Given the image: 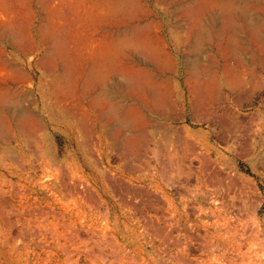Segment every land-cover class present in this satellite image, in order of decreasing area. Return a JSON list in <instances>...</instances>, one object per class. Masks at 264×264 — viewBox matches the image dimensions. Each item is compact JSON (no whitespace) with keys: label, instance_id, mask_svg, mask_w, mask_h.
<instances>
[{"label":"rangeland","instance_id":"rangeland-1","mask_svg":"<svg viewBox=\"0 0 264 264\" xmlns=\"http://www.w3.org/2000/svg\"><path fill=\"white\" fill-rule=\"evenodd\" d=\"M263 39L264 0H0V264H264Z\"/></svg>","mask_w":264,"mask_h":264},{"label":"bare ground","instance_id":"bare-ground-1","mask_svg":"<svg viewBox=\"0 0 264 264\" xmlns=\"http://www.w3.org/2000/svg\"><path fill=\"white\" fill-rule=\"evenodd\" d=\"M235 5V3L233 4V5H231V6H228V7H224L223 9H222V13L223 14H225V15H227L229 18H232L234 15H237L238 17H241L242 16V14H244L240 9H238L237 8V6L235 7L234 6ZM242 7V6H241ZM256 15V14H255ZM252 21H254V19H251ZM241 21V20H240ZM247 31H249L250 32V34L257 40V41H261L260 40V38H261V36L256 32V30H255V26L252 24V23H249V25H248V27H247ZM263 41H264V39H263ZM263 43V42H262ZM262 48V47H261ZM109 53H110V51H109ZM108 52H107V54H109ZM261 54H262V52H261ZM101 57H103L102 55H101ZM100 57V58H101ZM102 59V58H101ZM100 61V60H99ZM99 64H102V61H101V63H99ZM101 65H97V66H95L94 68H92L91 69V71H90V69H88L87 70V79H88V81H89V85H90V80L92 81V82H95L94 84H96V86H97V90L99 91V95H98V99L99 100H103V103H104V105H105V108H107V109H105L106 111V114L107 115H109V116H113V117H115V116H118L119 115V107L118 106H114V105H111L110 104V99H112V87L111 86H109L110 85V82H112V80H111V77H112V75L113 74H111V73H104L103 71H102V68L100 67ZM125 72V71H124ZM123 74V73H122ZM57 75V74H56ZM124 80V79H123ZM128 81H129V79H128ZM125 82V81H124ZM118 83V82H117ZM113 84V83H112ZM128 84V83H127ZM126 84V85H127ZM46 85V84H45ZM120 86V85H119ZM30 88V87H29ZM30 93V92H29ZM57 94V93H56ZM90 94V93H89ZM114 96V95H113ZM97 97V96H96ZM219 97V96H218ZM221 98V97H220ZM116 99V98H115ZM219 100H221V99H219ZM92 102V101H91ZM166 102V101H165ZM203 102V101H202ZM89 103H90V101H89ZM116 103V102H115ZM166 104V103H165ZM90 105V104H89ZM178 105V104H177ZM103 106V105H102ZM152 106V105H151ZM0 109L1 110H5V111H7V112H9V113H11V110H13L12 112L14 113V114H16V113H18V111H17V109H16V107H12V109H11V106L8 104V102H7V99H6V97H1L0 98ZM19 109V108H18ZM201 109V108H200ZM158 111V110H157ZM86 113H88V112H86ZM21 114V113H20ZM19 114V115H20ZM175 114V113H174ZM219 114V113H218ZM208 115V114H207ZM170 116V115H169ZM193 116V115H192ZM82 117V116H81ZM213 118V117H212ZM16 119V118H15ZM36 119V118H35ZM147 119V118H146ZM123 120V119H122ZM172 120H174L173 118H172ZM181 120V119H180ZM148 121V120H147ZM221 121H222V119H221ZM37 122H38V120H37ZM152 123V122H151ZM39 124V123H38ZM177 124V123H176ZM158 125V124H157ZM247 125V124H246ZM44 126V125H43ZM218 127V126H217ZM44 128V127H43ZM147 129V128H146ZM179 129V128H178ZM151 130V129H150ZM184 130V129H183ZM182 130V131H183ZM155 131V130H154ZM231 131V130H230ZM206 133V132H205ZM126 134V133H125ZM230 134V133H229ZM228 134V135H229ZM157 135V134H156ZM125 138V137H124ZM188 138V137H187ZM11 139V138H10ZM94 139V138H93ZM126 139V138H125ZM204 139V138H203ZM123 140V139H122ZM208 140V139H207ZM40 141V140H39ZM28 142V141H27ZM174 142V141H173ZM188 143V142H187ZM32 144V143H31ZM158 144V143H157ZM119 145H121V144H119ZM122 147V146H121ZM28 149V148H27ZM29 150V149H28ZM48 150V149H47ZM116 150V149H115ZM32 151V150H31ZM93 151V150H92ZM198 151V150H197ZM264 152V151H263ZM7 153V152H6ZM45 153H47V151L45 152ZM261 153V152H260ZM50 154V153H49ZM48 154V155H49ZM102 154V153H101ZM33 155V154H32ZM47 155V154H46ZM150 155V154H149ZM260 155V154H259ZM9 156V155H8ZM50 156V155H49ZM193 156V155H192ZM235 156V155H234ZM13 157V156H12ZM11 157V158H12ZM257 157V156H256ZM10 158V157H9ZM15 158V157H14ZM51 158V157H50ZM84 158V157H83ZM193 158V157H192ZM186 159V158H185ZM46 160V159H45ZM140 160H142V159H140ZM202 160V159H201ZM43 161H44V158H43ZM70 161V160H69ZM18 162V161H17ZM50 162V161H49ZM145 162V161H144ZM124 163V162H123ZM45 164V163H44ZM131 164V163H130ZM3 165V164H2ZM48 165V164H47ZM166 165V164H165ZM201 165V164H200ZM207 165V164H206ZM128 166V165H127ZM210 166V165H209ZM2 167V166H1ZM22 167V166H21ZM264 168V167H263ZM25 170V169H24ZM50 170V169H49ZM173 170V169H172ZM193 170V169H192ZM207 170V169H206ZM48 171V170H47ZM76 171V170H75ZM125 171V170H124ZM169 171V170H168ZM175 171V170H174ZM211 171V170H210ZM53 172V171H52ZM147 172V171H146ZM203 172V171H202ZM212 172V171H211ZM155 173V172H154ZM195 173V172H194ZM213 173V172H212ZM43 174V173H42ZM211 174V173H210ZM47 175V174H46ZM153 175V174H152ZM216 175V174H215ZM8 176H9V174H8ZM19 176V175H18ZM63 176V175H62ZM82 177V176H81ZM107 177V176H106ZM20 178V177H19ZM95 179V178H94ZM160 179V178H159ZM19 180V179H18ZM37 180V179H36ZM118 181H119V179H117ZM190 180V179H189ZM21 181V180H20ZM121 181V180H120ZM120 181H119V183H120ZM182 181V180H181ZM202 181H203V179H202ZM65 182V181H64ZM114 182V181H113ZM223 182V181H222ZM34 183V182H33ZM72 183V182H71ZM82 183V182H81ZM191 183V182H190ZM122 185H124V184H122ZM126 185V184H125ZM61 186V185H60ZM81 186V185H80ZM118 186V185H117ZM59 187V186H58ZM82 187V186H81ZM84 187V186H83ZM119 187V186H118ZM124 187V186H123ZM133 187V186H132ZM154 187V186H153ZM157 187V186H156ZM56 188V187H55ZM131 188V187H130ZM160 188V187H159ZM41 189V188H40ZM67 189V188H66ZM137 189V188H136ZM158 189V188H157ZM172 189V188H171ZM84 190V189H83ZM160 189H158V191H159ZM232 190V189H231ZM20 191V190H19ZM47 191V190H46ZM78 191V190H77ZM113 191V190H112ZM117 191V190H116ZM124 191H125V188H124ZM128 191V190H127ZM139 191V190H138ZM141 191V190H140ZM169 191V190H168ZM12 192V191H11ZM26 192V191H25ZM84 192H85V190H84ZM87 192V191H86ZM85 192V193H86ZM126 192V191H125ZM137 192V191H136ZM161 192V191H160ZM18 193V192H17ZM90 193V192H89ZM123 193V192H122ZM162 193V192H161ZM231 193V192H230ZM95 194V193H94ZM127 194V193H126ZM120 195V194H119ZM151 195V194H150ZM142 196H143V194H142ZM185 196V195H184ZM2 197V196H1ZM88 197V196H87ZM92 197H93V195H92ZM118 197V196H117ZM213 197V196H212ZM176 198V197H175ZM226 198V197H225ZM95 199H96V197H95ZM126 199V198H125ZM157 199V198H156ZM260 199V198H259ZM141 200V199H140ZM166 201V200H165ZM47 202V201H46ZM81 202V201H80ZM122 202V201H121ZM131 202V201H130ZM151 202H153V201H151ZM157 202V201H156ZM226 202V201H225ZM28 203V202H27ZM94 203V202H93ZM96 203V202H95ZM140 203V202H139ZM148 203V202H147ZM5 204V203H4ZM97 204V203H96ZM99 204H101V203H99ZM75 205V204H74ZM135 205V204H134ZM7 206V205H6ZM26 206V205H25ZM89 206V205H88ZM98 206H100V205H98ZM9 207V206H8ZM57 207V206H56ZM155 207V206H154ZM91 208V207H90ZM37 210H38V208H36ZM42 209V208H41ZM60 209V208H59ZM95 209V208H94ZM99 209V208H98ZM136 209L138 210V208L136 207ZM185 209V208H184ZM22 210V209H21ZM36 210V211H37ZM12 211V210H11ZM25 211V210H24ZM52 211V210H51ZM33 212H35V210L33 211ZM39 212V211H38ZM49 212V211H48ZM89 212V211H88ZM151 212V211H150ZM192 212V211H191ZM28 213V212H27ZM42 213V212H41ZM80 213V212H79ZM159 213V212H158ZM197 213V212H196ZM212 213V212H211ZM3 214V213H2ZM8 214H10V213H8ZM209 214V213H208ZM217 214V213H216ZM50 215V214H49ZM164 215V214H163ZM166 215V214H165ZM168 215V214H167ZM188 215V214H187ZM200 215V214H199ZM11 216V215H10ZM9 216V217H10ZM59 216V215H58ZM29 217V216H28ZM145 217V216H144ZM160 217V216H159ZM210 217V216H209ZM217 217V216H216ZM37 218V217H36ZM146 218V217H145ZM205 218V217H204ZM188 219V218H187ZM17 220V219H16ZM81 220V219H80ZM198 220V219H197ZM196 220V221H197ZM118 221V220H117ZM161 221V220H160ZM22 222H24V221H22ZM42 222V221H41ZM115 222V221H114ZM172 222V221H171ZM199 222V221H198ZM11 223V222H10ZM173 223V222H172ZM52 224V223H51ZM148 224V223H147ZM201 224V223H200ZM155 225V224H154ZM202 225H204V224H202ZM44 226V225H43ZM121 226V225H120ZM168 226V225H167ZM94 227V226H93ZM156 227V226H155ZM160 227V226H159ZM6 228V227H5ZM43 228H45V227H43ZM248 228V227H247ZM45 230V229H44ZM65 230H67V228L65 229ZM170 230V229H169ZM25 231V230H24ZM82 231V230H81ZM87 231V230H86ZM143 231V230H142ZM22 232V231H21ZM26 232V231H25ZM51 232V231H50ZM88 232V231H87ZM188 232V231H187ZM23 233V232H22ZM39 233H40V230H39ZM44 233H46V232H44ZM153 233V232H152ZM247 233V232H246ZM7 234V233H6ZM52 234V233H51ZM134 234V233H133ZM154 234V233H153ZM163 234V233H162ZM28 235V234H27ZM38 235V234H37ZM64 235V234H63ZM7 236V235H6ZM102 236H104L105 238H106V236H105V234H103ZM14 237H16V236H14ZM38 237V236H37ZM134 237V236H133ZM145 237H148V236H145ZM83 238V237H82ZM86 238V237H85ZM52 239V238H51ZM93 239V238H92ZM70 240V239H69ZM147 240V239H146ZM200 240V239H199ZM90 241H92V240H90ZM198 241V240H197ZM13 242V241H12ZM21 242V241H20ZM49 242V241H48ZM58 242V241H57ZM64 242V241H63ZM71 242V241H70ZM153 242V241H152ZM204 244V243H203ZM25 245V244H24ZM27 245V244H26ZM155 245V244H154ZM7 246V245H6ZM37 246V245H36ZM40 246V245H39ZM47 246V245H46ZM3 247V246H2ZM187 247V246H186ZM14 248V247H13ZM18 248V247H17ZM47 248H49V246L47 247ZM153 249V248H152ZM161 249V248H160ZM167 249V248H166ZM46 250V249H45ZM72 250V249H71ZM80 250V249H79ZM94 250V249H93ZM97 250V249H96ZM156 250H157V248H156ZM165 250V249H164ZM164 250H163V252H164ZM70 251V250H69ZM155 251V250H154ZM66 252V251H65ZM80 252V251H79ZM82 252V251H81ZM158 252V251H157ZM223 252V251H222ZM25 253V252H24ZM41 253V252H40ZM111 253V252H110ZM156 253V252H155ZM158 253H160V252H158ZM195 253V252H194ZM65 254V253H64ZM109 254V253H108ZM112 254V253H111ZM117 254V253H116ZM165 254H166V252L164 253V256H165ZM168 254V253H167ZM166 254V255H167ZM240 254V253H239ZM47 255H49V254H47ZM169 255V254H168ZM69 256V255H68ZM71 256V255H70ZM110 256V255H109ZM112 256V255H111ZM159 256V255H158ZM157 256V257H158ZM254 256V255H253ZM262 256H264V254L262 255ZM47 257V256H46ZM52 257V256H51ZM88 257H90V256H88ZM175 257V256H174ZM177 257V256H176ZM179 257V256H178ZM70 258V257H69ZM65 259H66V257H65ZM101 259V258H100ZM158 259V261L157 262H160L159 261V257L157 258ZM67 260V259H66ZM214 260V259H213ZM151 261V260H150ZM185 261V260H184ZM46 262V261H45ZM129 262V261H128ZM133 263H134V261H132ZM44 263V262H43ZM162 263V261L160 262V263H158V264H161ZM227 263V262H226ZM137 264V263H136ZM145 264V263H144Z\"/></svg>","mask_w":264,"mask_h":264}]
</instances>
